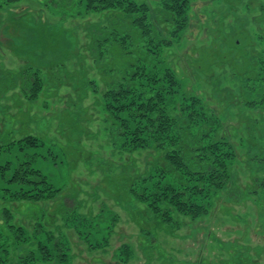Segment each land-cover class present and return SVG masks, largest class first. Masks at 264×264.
<instances>
[{
	"label": "rangeland",
	"instance_id": "obj_1",
	"mask_svg": "<svg viewBox=\"0 0 264 264\" xmlns=\"http://www.w3.org/2000/svg\"><path fill=\"white\" fill-rule=\"evenodd\" d=\"M138 1L158 17L160 0ZM77 2L15 0L0 7V138H40L42 146L27 153L36 154L33 167L60 189L53 200L8 201L5 207L11 223L30 236L42 222L34 251L38 240L61 241L67 254L65 262L35 255L23 263L17 255L29 247L10 240L6 264H264V185L258 186L264 180V105L247 104L258 93L252 82H242L256 78L264 54V0H189L187 27L162 53L184 92L198 94L215 114V135L234 153L235 188L212 199L204 216H177L181 227L174 235L158 232L153 251L135 221L139 216L130 219L127 207L107 195L117 184V166L136 158L143 171L148 154L157 157L153 150L119 155L110 133L103 93L119 76L104 70L125 60L116 44L94 60L91 26L116 17L87 14Z\"/></svg>",
	"mask_w": 264,
	"mask_h": 264
},
{
	"label": "trees",
	"instance_id": "obj_2",
	"mask_svg": "<svg viewBox=\"0 0 264 264\" xmlns=\"http://www.w3.org/2000/svg\"><path fill=\"white\" fill-rule=\"evenodd\" d=\"M1 1L0 7L15 0ZM77 3L83 4L87 14L99 12L116 17L113 22L92 25L90 34L95 47L94 60L100 61L111 44L118 46L125 60L118 69L104 70L107 75L119 76L103 93L104 109L111 121L110 133L119 155L153 150L157 157L151 159L148 154L143 171L136 158L129 165L124 162L117 166V184L110 182L113 188L107 195L117 206L127 207L124 210L130 219L139 216L135 221L140 231L149 235L148 248L153 251L158 248L155 244L158 232L174 235L181 227L177 216L191 219L204 216L212 199L221 191H228L230 185L235 188L230 170L234 153L227 140L215 135V114L198 94L184 92L176 71L161 57L188 25L189 0H160L158 17L145 1L78 0ZM257 66L256 78L245 77L242 82L244 86L252 82L251 89H257L258 93V100L248 99L247 104L262 106L264 54L257 60ZM40 146L41 139L32 134L12 137L8 142L0 138V264L9 260L10 240L29 247L24 254L17 255L23 263L33 260L35 255L43 261L55 255L61 257H57L60 262L66 260L61 241L51 246L38 240L34 251L31 242L42 236V222L38 219L30 236L23 227L11 223L12 216L5 207L8 201L37 204L53 200L60 192L33 167L36 154L27 152ZM13 152L16 154L11 156ZM263 185L264 180H259L258 186ZM137 204L144 206L138 208ZM45 234L43 238L51 242Z\"/></svg>",
	"mask_w": 264,
	"mask_h": 264
}]
</instances>
